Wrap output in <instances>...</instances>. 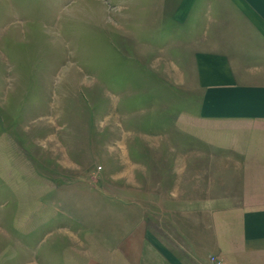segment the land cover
<instances>
[{
    "label": "rangeland",
    "instance_id": "374dc122",
    "mask_svg": "<svg viewBox=\"0 0 264 264\" xmlns=\"http://www.w3.org/2000/svg\"><path fill=\"white\" fill-rule=\"evenodd\" d=\"M194 4L0 0V264H179L162 246L167 257L145 245L116 256L102 195L116 196L118 183L136 197L132 180L144 201L164 181L193 191L229 162L212 154L242 150L241 126L208 114ZM197 210L184 214L219 226L232 216L237 227L247 209ZM203 264L264 263L237 249Z\"/></svg>",
    "mask_w": 264,
    "mask_h": 264
},
{
    "label": "crops",
    "instance_id": "0c3cea01",
    "mask_svg": "<svg viewBox=\"0 0 264 264\" xmlns=\"http://www.w3.org/2000/svg\"><path fill=\"white\" fill-rule=\"evenodd\" d=\"M194 2L195 64L210 98L208 114L212 122L241 126L242 137L236 142L242 150L225 152L226 158L212 154V159L229 162L222 169H212L213 178L196 179L193 191L180 178L173 188L165 181L158 189L147 184L144 201L138 196L143 186L132 180L130 192L134 189L136 197L118 183L116 196L102 195L109 205L107 216L109 209L113 211L115 255L134 256L145 245L157 256L176 255L179 264H203L207 256L225 259L238 249L242 255H258L264 263V0ZM204 15L209 16L208 22H201ZM186 171L177 170L180 176ZM188 208L247 210L236 227L232 216L222 219L221 226L212 216L205 222L188 220L184 214ZM141 212L145 214L140 217ZM161 212L164 217L159 223L156 218ZM170 215L175 217L173 222L167 220Z\"/></svg>",
    "mask_w": 264,
    "mask_h": 264
}]
</instances>
